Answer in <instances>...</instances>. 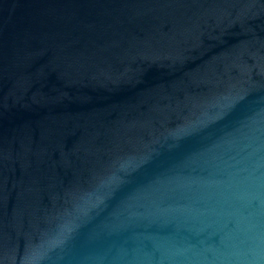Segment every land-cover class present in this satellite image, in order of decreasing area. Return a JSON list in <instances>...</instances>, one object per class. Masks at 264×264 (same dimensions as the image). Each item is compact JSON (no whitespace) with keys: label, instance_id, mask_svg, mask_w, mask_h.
<instances>
[{"label":"water","instance_id":"95a60500","mask_svg":"<svg viewBox=\"0 0 264 264\" xmlns=\"http://www.w3.org/2000/svg\"><path fill=\"white\" fill-rule=\"evenodd\" d=\"M0 264H264V0H0Z\"/></svg>","mask_w":264,"mask_h":264}]
</instances>
